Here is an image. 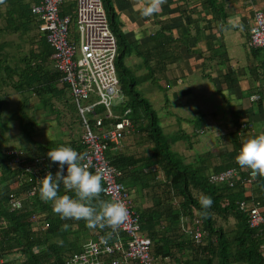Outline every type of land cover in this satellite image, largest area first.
I'll list each match as a JSON object with an SVG mask.
<instances>
[{"label":"trees","instance_id":"16d2710c","mask_svg":"<svg viewBox=\"0 0 264 264\" xmlns=\"http://www.w3.org/2000/svg\"><path fill=\"white\" fill-rule=\"evenodd\" d=\"M36 1L0 0V84L3 82L6 84L9 78L12 90L18 94L21 91H27L38 99L43 108L52 109L56 115L58 112L53 107V103L62 104L71 116L69 127L72 124L81 127L68 91L59 83L60 74L49 60L51 49L37 30V22L30 14V5ZM107 20L117 43L114 65L119 78V91L125 98V101L121 102L118 109L112 113V121L126 118L134 126L137 125L138 130L146 135L151 145L149 155L145 158L146 164L157 165L163 175L161 180H155L157 182L155 185L154 183L146 185V182H143L144 189H148L147 195L151 197V205L137 211L140 230L152 243V255L162 261L170 260L173 264H264V257L261 256L259 249L264 241V227L261 226L257 230L249 229L246 213L238 210V203L241 201L252 202L264 208V177L256 176L255 181L247 186L252 194L246 196L243 185L245 173H240L241 177L232 187H229L225 184L209 183L203 174L205 166L202 160H193L184 164L182 158L171 151V145L178 138L172 139L163 135L149 104L134 90V81L125 79L126 70L122 64L123 54L119 46L120 33L117 25L108 17ZM70 23L72 24L71 18ZM31 34L32 37H30ZM28 36L32 40L26 38ZM24 38L28 44L34 41L35 50H28L17 59L15 54L11 57L10 52L13 50L16 52L19 49V41ZM251 50L258 49L251 48ZM25 103L27 99L22 101L16 113L20 121L27 118V123H31L28 115L22 111L26 107ZM142 121L145 122L143 126H141ZM109 123L110 120L104 122L105 125ZM79 136L78 140H75L69 134L67 142L51 140L45 145L29 147L24 151V156L22 154L24 160L15 165L11 163L13 156L7 154L9 151H17L8 150L14 147H7L0 151V260L2 264H64L67 255L81 249L80 234L82 238H86L87 232L90 231H99L106 235L107 228L92 230L86 227L84 220H62L58 214H55L52 210V202H45L40 198L39 180L42 178L38 181L32 178L30 182L20 184L17 190L9 189L11 181L31 177L24 172V168L34 165L35 158L47 159L49 163L47 166H50L48 170L55 175L58 164L50 161L47 152L64 145L83 153ZM241 146L242 143L238 141L234 133L231 138V150L227 149L219 157L221 159L212 167V171L218 173L229 168L243 169L235 160ZM115 151L113 144H108L104 152L105 157L120 172L117 181L124 184L125 188H129L126 182L128 178H125L128 172L126 174L125 169L137 163V160L125 158ZM32 186L36 187L35 192L27 198L26 192ZM153 186L161 187L160 193L163 198H157L154 195ZM9 193L21 199L20 209H9L7 203ZM24 194L25 196L21 197ZM65 194L75 197L74 192L66 190L61 185L59 195ZM201 194L211 196L213 199V205L209 209L210 216L207 219L199 214ZM100 199L105 200L101 194ZM174 201L176 205L172 204ZM32 214L36 215L37 224L31 220ZM262 214L264 216V212ZM194 218L200 221L199 226L203 231L199 243L178 227V222L180 223L183 219L185 228L189 227L192 230L191 224ZM65 223L70 225L66 231L62 230V225ZM43 225H46V228L41 229L40 226ZM73 227L75 229H72ZM22 259L24 262L21 263Z\"/></svg>","mask_w":264,"mask_h":264},{"label":"crops","instance_id":"0c3cea01","mask_svg":"<svg viewBox=\"0 0 264 264\" xmlns=\"http://www.w3.org/2000/svg\"><path fill=\"white\" fill-rule=\"evenodd\" d=\"M102 2L106 17L117 25L120 33L119 46L126 70L125 79L134 81V90L149 104L163 135L178 138L171 145V151L177 153L185 163L202 160L205 166L203 174L206 177L209 173H214L212 167L218 164L221 159L219 157L227 149L231 150L234 133L242 144L247 139L264 133V54L251 50L247 45L254 13L260 12L264 16V0H166L162 10L147 21L140 15V8L146 0ZM74 13V0H63L60 14L72 20L69 29L71 40L76 39ZM0 86V91L11 87L9 78L6 84L3 82ZM162 90L167 97L166 102L157 104H166L172 110L162 118L160 124L156 106L153 110L151 103L156 102ZM208 96L212 98L209 99ZM19 97L20 101L18 98L16 100L19 104L27 98L31 100L28 105L31 103L32 117L44 113L35 96L21 91ZM0 98L2 99L1 95ZM219 99L223 101L222 112L225 114L221 124L217 121L219 117L213 107L218 105ZM123 101L125 98L120 92L119 104ZM171 103L173 106L169 105ZM188 108L195 117L191 116L190 111L188 117L185 115ZM190 117L198 120V124L192 128L186 126ZM143 124L144 121L141 126ZM241 125H244L243 129H240ZM136 126L131 124L119 148L115 149L119 155L137 160V163L125 169L126 174L128 172L126 182L129 187L132 186L135 197L128 191V187L126 189L124 184L118 183L132 199L136 198L142 209L151 205V197L147 195L148 189H144L143 182L155 185L163 175L157 165L146 164L145 158L149 155L151 145L146 135ZM5 128L4 125L0 127ZM21 128L23 129L22 126ZM171 129L175 130L170 132ZM207 129H211L214 143L201 139L200 136ZM130 136L132 139H129ZM27 148L8 150L22 151L21 156H24ZM34 161L39 163L37 171L40 169L34 178L45 177V171L50 168L47 166V159L35 158ZM18 186L14 180L9 189L17 190ZM33 187L35 186L26 192L27 198ZM160 190V186H153L152 191L157 198H163ZM251 194V189L245 186L244 195ZM172 204L176 205L175 201ZM184 222L183 219L180 222L183 228ZM180 223L178 222L179 228ZM96 232L99 231H94L93 234ZM165 262L173 264L167 259Z\"/></svg>","mask_w":264,"mask_h":264},{"label":"built area","instance_id":"2783aa9c","mask_svg":"<svg viewBox=\"0 0 264 264\" xmlns=\"http://www.w3.org/2000/svg\"><path fill=\"white\" fill-rule=\"evenodd\" d=\"M63 0H37L30 5V14L37 22V30L44 37L51 48V60L53 67L60 74V84L64 85L75 106L76 116L80 120L82 132L79 136V144L86 154V161L90 165V171L102 174L101 193L106 201H121L129 210V218L121 226L118 233L113 234L107 244L102 243L105 237L96 232L92 238L81 245L78 252L65 257L64 264H164L165 260L152 255V243L140 230L138 214L134 209L132 198L124 187L118 183L119 171L115 169L105 157L108 144H113L117 149L131 123L126 118L112 121L111 108L113 104H119V82L115 70V57L117 43L110 31L106 13L101 0H74V23L76 40L69 38L70 18L60 15V5ZM248 47L264 52V16L255 12L248 31ZM255 99V98H254ZM109 124H104L109 121ZM244 125L240 126L243 129ZM12 155V164L21 163L20 152L9 151ZM34 165L26 166L24 172L31 177L21 178L16 181L28 183L33 180L37 172L38 161ZM36 164V165H35ZM48 170L45 171V174ZM245 173L244 186H250L255 181L251 170L226 169L218 173H209L206 179L212 184H225L229 187ZM33 187L29 196L35 192ZM7 203L10 210L21 208V199L13 193L7 195ZM238 210L246 213V223L249 229L264 227L262 208L252 202L238 203ZM31 220L37 224V218L32 215ZM190 237L199 243L203 231L200 229V221L192 220V230L183 228ZM41 229L46 225L40 226ZM108 229V228H107ZM111 229H108L107 233ZM261 256L264 257V241L259 246ZM24 260H21V263ZM0 264L2 261L0 260Z\"/></svg>","mask_w":264,"mask_h":264},{"label":"clouds","instance_id":"9594fccd","mask_svg":"<svg viewBox=\"0 0 264 264\" xmlns=\"http://www.w3.org/2000/svg\"><path fill=\"white\" fill-rule=\"evenodd\" d=\"M165 3L166 0H146L140 8L141 17L146 21L150 20L162 10V5ZM51 53L49 59L52 62ZM47 156L51 162L58 164V171L55 175L48 172L39 180L40 198L45 202L51 201L53 212L62 220H84L86 227L92 230L111 229L102 238V243L107 244L113 234L118 233L121 226L128 220L127 206L121 201L100 199V194L104 191L103 177L100 172L93 173L89 170L90 165L85 162L86 154L77 152L71 146L61 145L49 150ZM235 160L241 168L250 169L254 177L257 175L264 177V133L243 142ZM61 185L66 190L74 192L75 197L67 194L59 195ZM199 204L200 216L209 218V209L213 205L212 197L201 194ZM69 227L70 225L65 223L62 225V230L66 231Z\"/></svg>","mask_w":264,"mask_h":264},{"label":"rangeland","instance_id":"374dc122","mask_svg":"<svg viewBox=\"0 0 264 264\" xmlns=\"http://www.w3.org/2000/svg\"><path fill=\"white\" fill-rule=\"evenodd\" d=\"M74 25V23H73ZM76 26H74V29ZM32 37V34L30 35ZM29 36L26 38H30ZM31 39V38H30ZM32 40V39H31ZM30 41V40H29ZM33 42V43H32ZM30 41L28 44V41L24 38L19 41V49L13 50L10 52V56L12 57L15 54V58L17 59L19 56L22 54L26 53L28 50H35L34 46V41ZM260 53L264 54L263 52L260 51ZM4 94V96H2ZM0 95L2 99L0 98V118L5 120L3 122L0 121V127H3V125L6 127L5 129H0V151L2 149H5L7 147H14V148H26L29 146H34V144H41L45 145L49 141H61V142H67L69 140V134L72 135V138L75 140H78L79 133L81 134V127L77 126L76 124H72L70 127L68 123L70 122V115L68 112L65 111L64 107L62 104H57L53 103V107L56 108L57 110V115L52 112V109L50 110L49 108H43V114H39L38 116L32 117L31 114V103L30 105L29 102H31L30 99L27 98V105L26 108L23 109V113L28 115V118H31V123H27V118L25 119H19V115L16 113V110L19 108L20 104V97L19 94H16L14 90H12L11 87H6L4 88L1 92ZM165 93L164 90L159 93L158 97L156 98V102L151 103L153 110L155 109L156 106V115L159 117L160 124L162 118L166 117V114L171 111L169 109V106L166 104H157L159 102H166L165 101ZM16 98V99H15ZM17 98L19 101L16 102ZM167 98V97H166ZM209 99H211V96H208ZM222 98V97H221ZM162 99V100H161ZM223 99V98H222ZM169 100V99H168ZM6 103H5V102ZM171 101V100H170ZM15 102V104L13 103ZM152 102V101H151ZM223 101L219 99L218 105H213L214 111L216 112L217 121L221 124L223 121V116L225 115L224 112H222V107ZM119 104H113L111 111L114 113V110L118 109ZM173 106V103L169 104ZM30 107V108H29ZM177 109V108H176ZM217 109V110H216ZM185 115L188 117L192 111H190V108L186 109ZM190 111L191 113H188ZM178 112V111H176ZM213 113V112H212ZM205 115V114H204ZM191 116L195 117V114L192 113ZM190 122L186 124V126H190L192 128L195 124H198V120L190 117ZM204 120V118H203ZM227 124H224L226 126ZM20 126L23 127V129H20ZM72 127V128H71ZM78 128V129H77ZM183 128V125L181 126ZM175 129H171L173 131ZM213 133L211 132V129L204 130L202 135L200 136L201 139H206V142L208 143H214L213 138H211ZM129 139H132V136H130ZM183 143V142H182ZM173 150V148H172ZM190 154V152H188ZM187 160V159H186ZM182 162L185 164L184 160L182 159ZM43 175V173H40ZM128 191L133 194L135 197V191L132 190V186L128 188ZM133 197V205L136 211L140 210L139 202L136 200V198ZM72 229H75L73 227ZM87 237L82 238V235H79L80 239V245L87 241L90 237L93 236V232H87Z\"/></svg>","mask_w":264,"mask_h":264}]
</instances>
